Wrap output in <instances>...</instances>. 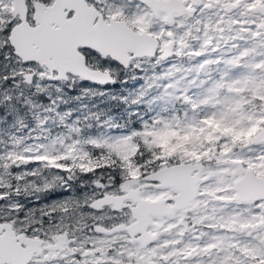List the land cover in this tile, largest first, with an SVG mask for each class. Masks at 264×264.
I'll return each instance as SVG.
<instances>
[{
	"label": "snow or ice",
	"instance_id": "obj_1",
	"mask_svg": "<svg viewBox=\"0 0 264 264\" xmlns=\"http://www.w3.org/2000/svg\"><path fill=\"white\" fill-rule=\"evenodd\" d=\"M0 264H264V0H0Z\"/></svg>",
	"mask_w": 264,
	"mask_h": 264
},
{
	"label": "rangeland",
	"instance_id": "obj_2",
	"mask_svg": "<svg viewBox=\"0 0 264 264\" xmlns=\"http://www.w3.org/2000/svg\"><path fill=\"white\" fill-rule=\"evenodd\" d=\"M112 87H113V88H119L120 85H113ZM107 106H108V105H106V104H101V105H100V107H102V108H103V107H107Z\"/></svg>",
	"mask_w": 264,
	"mask_h": 264
}]
</instances>
